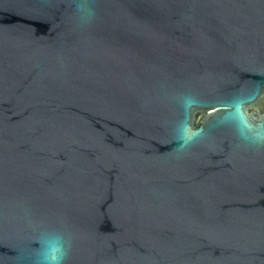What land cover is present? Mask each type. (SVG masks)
<instances>
[{"label":"water","instance_id":"1","mask_svg":"<svg viewBox=\"0 0 264 264\" xmlns=\"http://www.w3.org/2000/svg\"><path fill=\"white\" fill-rule=\"evenodd\" d=\"M61 256L264 264V0H0V264Z\"/></svg>","mask_w":264,"mask_h":264},{"label":"clouds","instance_id":"2","mask_svg":"<svg viewBox=\"0 0 264 264\" xmlns=\"http://www.w3.org/2000/svg\"><path fill=\"white\" fill-rule=\"evenodd\" d=\"M190 140H191V137H188L187 140H186L185 142H186V143H187V142H190ZM55 259H56V261H57V264H60V262L62 261L63 257L61 256V257H57V258H55Z\"/></svg>","mask_w":264,"mask_h":264}]
</instances>
